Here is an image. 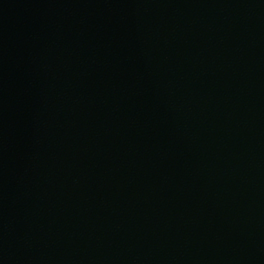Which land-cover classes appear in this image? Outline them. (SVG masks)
<instances>
[{
	"label": "water",
	"instance_id": "1",
	"mask_svg": "<svg viewBox=\"0 0 264 264\" xmlns=\"http://www.w3.org/2000/svg\"><path fill=\"white\" fill-rule=\"evenodd\" d=\"M0 264H264V0H0Z\"/></svg>",
	"mask_w": 264,
	"mask_h": 264
}]
</instances>
